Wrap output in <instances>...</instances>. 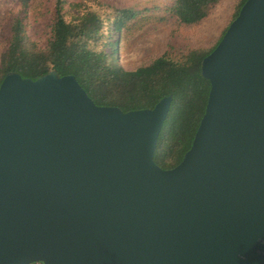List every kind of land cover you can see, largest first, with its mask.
<instances>
[{"label": "water", "instance_id": "1", "mask_svg": "<svg viewBox=\"0 0 264 264\" xmlns=\"http://www.w3.org/2000/svg\"><path fill=\"white\" fill-rule=\"evenodd\" d=\"M181 161L153 157L172 96L95 103L72 74L0 82V264H264V0L200 63Z\"/></svg>", "mask_w": 264, "mask_h": 264}, {"label": "trees", "instance_id": "2", "mask_svg": "<svg viewBox=\"0 0 264 264\" xmlns=\"http://www.w3.org/2000/svg\"><path fill=\"white\" fill-rule=\"evenodd\" d=\"M17 1L21 9L5 23L7 34L0 33V82L9 72L35 79L53 69L60 75H74L95 103L125 111L151 108L161 97L171 95L153 159L163 168L181 161L191 145L209 91V81L200 74V63L216 45L207 52L192 50L181 60L165 53L134 70H125L114 63L116 42L111 37L105 43L108 50L94 48L102 38V19L96 12L87 10L67 21L60 0H56L50 14L42 20L33 17L31 23L26 12L30 0ZM220 1L173 0L170 10L175 19L190 25L206 18ZM244 1L240 0L234 18ZM122 21L117 22V29ZM194 111L195 119L188 125Z\"/></svg>", "mask_w": 264, "mask_h": 264}, {"label": "rangeland", "instance_id": "3", "mask_svg": "<svg viewBox=\"0 0 264 264\" xmlns=\"http://www.w3.org/2000/svg\"><path fill=\"white\" fill-rule=\"evenodd\" d=\"M172 1L60 0L62 13L67 21L74 20L87 10H92L100 16L102 26L99 33L102 38L94 48L108 50L105 43L111 37L116 42L114 63L125 70H134L165 53L173 59L181 60L192 50L209 51L218 43L229 22L234 18L240 2L221 0L206 18L188 25L173 17L170 10ZM55 2L56 0H30L26 9L30 22L33 23V17L42 20L45 15L50 14ZM20 9L21 5L17 0H0V33L7 34L8 27L5 23ZM131 13L133 15L126 19V15ZM119 20L123 24L117 29ZM1 37L0 34V50L3 43ZM196 114L197 111H194L188 125L193 123Z\"/></svg>", "mask_w": 264, "mask_h": 264}]
</instances>
